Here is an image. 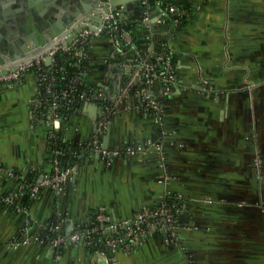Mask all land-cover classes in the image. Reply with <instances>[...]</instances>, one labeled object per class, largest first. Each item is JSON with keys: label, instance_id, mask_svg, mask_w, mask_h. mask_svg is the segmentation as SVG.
<instances>
[{"label": "crops", "instance_id": "1", "mask_svg": "<svg viewBox=\"0 0 264 264\" xmlns=\"http://www.w3.org/2000/svg\"><path fill=\"white\" fill-rule=\"evenodd\" d=\"M174 1L188 15L172 42L178 84L161 99L162 120L131 99L118 103L108 133L99 126L101 103L86 102L65 118L60 139L90 147L58 197L47 190L28 200L35 217L31 233L41 234L44 224L59 219L70 233L98 206L119 221L179 201L181 245L152 230L135 249L117 252L119 264H264V0ZM114 8L136 27V36H152L157 47L165 41V25L151 31L141 26L140 0H117ZM129 60L113 55L109 36L95 37L85 79L119 92ZM35 96L32 73L20 82H0V161L45 171L51 167L49 128L36 119ZM149 139L161 142V154L109 157L95 148L101 143L111 151ZM25 218L0 207V264L94 260L82 246L57 252L51 245L12 244L22 236Z\"/></svg>", "mask_w": 264, "mask_h": 264}, {"label": "built area", "instance_id": "2", "mask_svg": "<svg viewBox=\"0 0 264 264\" xmlns=\"http://www.w3.org/2000/svg\"><path fill=\"white\" fill-rule=\"evenodd\" d=\"M109 1L101 0L102 3L96 4L93 11L81 16L73 27L63 33L62 37L67 38L71 30L80 25L69 45L54 41L56 43L52 48L39 58L22 64L17 71L0 76V82L8 84L22 81L29 73L35 75V116L49 128L50 169L44 171L29 166L13 167L0 161V207L10 208L26 216L22 236L12 240V244L51 245L57 252L71 244L82 246L95 256L94 260H73L64 264H119L117 252L135 249L143 242L146 233L152 230L162 232L167 242L177 245H181L183 237L179 223L183 207L179 201L146 207L132 217L119 221L113 219L105 206H98L90 212L89 218L78 223L70 233L64 232L60 219L44 224L41 234L31 233L35 217L24 200L39 198L47 190H52L58 197L77 171V158L90 147H76L72 142L61 140L57 134L61 122L81 112L86 102L101 103L104 114L99 126L108 133L116 106L128 99L134 102L137 109L150 112L160 122L161 99L170 96L178 84L172 42L188 12L174 3L164 6L163 0H140L141 26L151 31L154 24H162L167 29L165 41L157 47L152 36L135 37V33L127 29L128 21L116 12L114 4ZM101 35L109 36L113 55L130 57L129 65L122 69L127 72L119 92L108 93L99 86L90 85L85 79L84 62L89 43ZM68 64L75 68L66 69ZM160 135L165 139L163 132ZM95 148L109 157L135 156L149 151L162 153L161 142L152 139L111 151L106 150L101 143Z\"/></svg>", "mask_w": 264, "mask_h": 264}, {"label": "water", "instance_id": "3", "mask_svg": "<svg viewBox=\"0 0 264 264\" xmlns=\"http://www.w3.org/2000/svg\"><path fill=\"white\" fill-rule=\"evenodd\" d=\"M117 0H110L116 4ZM0 76L17 71L22 64L39 58L58 41L69 45L79 27L70 36L63 33L84 14L94 10L101 0H0ZM13 4L14 8H7ZM85 27V26H81ZM57 39V40H56Z\"/></svg>", "mask_w": 264, "mask_h": 264}, {"label": "trees", "instance_id": "4", "mask_svg": "<svg viewBox=\"0 0 264 264\" xmlns=\"http://www.w3.org/2000/svg\"><path fill=\"white\" fill-rule=\"evenodd\" d=\"M169 3H174V4H176L174 0H163V5H164V6H166V5L169 4ZM127 29H128V30H133V31L137 32V31H136V27H134V26L127 25ZM135 37H136V35H135ZM138 38H139V37H138ZM138 41H139V39H138ZM61 58H62V57H61ZM84 63H85V62H84ZM56 68H57L58 70H60V69H59V66H56ZM74 68H75V67L72 66V65H70V64H68V65L66 66V69H74ZM58 74H59V73H58ZM24 203H25V204H28V199H25V200H24Z\"/></svg>", "mask_w": 264, "mask_h": 264}]
</instances>
